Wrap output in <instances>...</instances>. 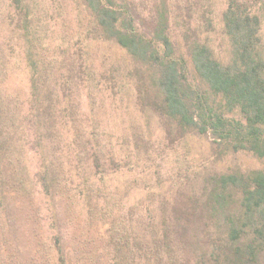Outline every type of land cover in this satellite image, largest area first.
I'll return each instance as SVG.
<instances>
[{
  "label": "trees",
  "instance_id": "16d2710c",
  "mask_svg": "<svg viewBox=\"0 0 264 264\" xmlns=\"http://www.w3.org/2000/svg\"><path fill=\"white\" fill-rule=\"evenodd\" d=\"M242 151L264 0H0V264H264Z\"/></svg>",
  "mask_w": 264,
  "mask_h": 264
},
{
  "label": "rangeland",
  "instance_id": "374dc122",
  "mask_svg": "<svg viewBox=\"0 0 264 264\" xmlns=\"http://www.w3.org/2000/svg\"><path fill=\"white\" fill-rule=\"evenodd\" d=\"M20 84L24 89H27L28 81L25 75L22 76ZM221 166L225 169H264V158L258 157L249 151H242L225 158Z\"/></svg>",
  "mask_w": 264,
  "mask_h": 264
}]
</instances>
